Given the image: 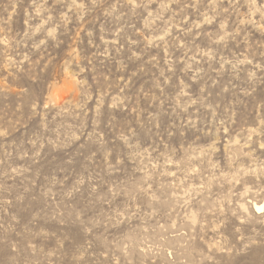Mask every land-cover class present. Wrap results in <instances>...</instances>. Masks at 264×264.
Segmentation results:
<instances>
[{
    "label": "rangeland",
    "instance_id": "rangeland-1",
    "mask_svg": "<svg viewBox=\"0 0 264 264\" xmlns=\"http://www.w3.org/2000/svg\"><path fill=\"white\" fill-rule=\"evenodd\" d=\"M0 264H264V0H0Z\"/></svg>",
    "mask_w": 264,
    "mask_h": 264
},
{
    "label": "bare ground",
    "instance_id": "bare-ground-1",
    "mask_svg": "<svg viewBox=\"0 0 264 264\" xmlns=\"http://www.w3.org/2000/svg\"><path fill=\"white\" fill-rule=\"evenodd\" d=\"M262 209H263V207H260V208H259V210H262Z\"/></svg>",
    "mask_w": 264,
    "mask_h": 264
}]
</instances>
